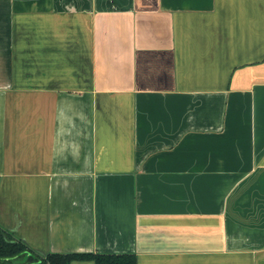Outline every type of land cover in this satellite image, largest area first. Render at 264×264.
<instances>
[{"label": "crops", "instance_id": "0c3cea01", "mask_svg": "<svg viewBox=\"0 0 264 264\" xmlns=\"http://www.w3.org/2000/svg\"><path fill=\"white\" fill-rule=\"evenodd\" d=\"M0 226L264 264V0H0Z\"/></svg>", "mask_w": 264, "mask_h": 264}, {"label": "trees", "instance_id": "16d2710c", "mask_svg": "<svg viewBox=\"0 0 264 264\" xmlns=\"http://www.w3.org/2000/svg\"><path fill=\"white\" fill-rule=\"evenodd\" d=\"M19 256L26 258V261L21 264H72L74 261L88 264H137L133 253L70 252L38 255L29 252L25 243L12 238L0 226V262L12 264V260Z\"/></svg>", "mask_w": 264, "mask_h": 264}, {"label": "rangeland", "instance_id": "374dc122", "mask_svg": "<svg viewBox=\"0 0 264 264\" xmlns=\"http://www.w3.org/2000/svg\"><path fill=\"white\" fill-rule=\"evenodd\" d=\"M25 261H26V258L25 257L19 256V257H17L14 260V263L13 264H21V263H24ZM72 264H88V263H83V262H80V261H74Z\"/></svg>", "mask_w": 264, "mask_h": 264}]
</instances>
